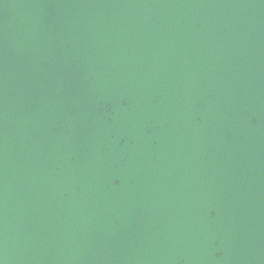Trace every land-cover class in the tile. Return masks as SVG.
Returning a JSON list of instances; mask_svg holds the SVG:
<instances>
[{
	"label": "water",
	"instance_id": "water-1",
	"mask_svg": "<svg viewBox=\"0 0 264 264\" xmlns=\"http://www.w3.org/2000/svg\"><path fill=\"white\" fill-rule=\"evenodd\" d=\"M0 264H264V0H0Z\"/></svg>",
	"mask_w": 264,
	"mask_h": 264
}]
</instances>
